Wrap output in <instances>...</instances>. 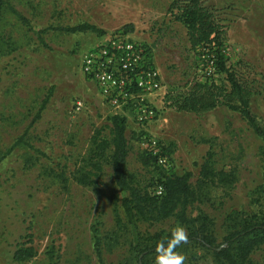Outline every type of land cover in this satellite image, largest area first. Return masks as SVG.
Masks as SVG:
<instances>
[{"label": "rangeland", "instance_id": "rangeland-1", "mask_svg": "<svg viewBox=\"0 0 264 264\" xmlns=\"http://www.w3.org/2000/svg\"><path fill=\"white\" fill-rule=\"evenodd\" d=\"M7 1L28 26L3 12L0 264H136L133 246L137 240L176 227L171 221L128 222L109 165L94 186L79 185L72 176L95 130L109 137L110 129V113L93 83L80 72L79 57L98 38L118 30L149 48L165 92L157 116L148 125L139 127L131 115L126 117L127 169L134 184L154 192L158 171H189L194 186L211 145L215 168L232 171L235 181L205 189L206 195L188 207V214H207L218 241L228 229L227 216L232 212L264 214L262 142L240 114L220 106L195 115L176 111L166 101L169 94L211 72L208 60L201 57L203 51L190 48L184 27L168 12L171 0ZM207 2L228 26V63L254 88L250 106L264 127V0ZM81 23L103 33L59 29ZM41 29L46 31L38 34ZM77 101L82 103L78 110ZM158 145H173L159 170L157 164H143L139 159L146 149L159 153ZM21 248H31L33 256L17 259ZM180 253L184 264H214L210 256L196 261ZM155 256L150 255L147 264H155ZM251 257L264 263V247Z\"/></svg>", "mask_w": 264, "mask_h": 264}, {"label": "trees", "instance_id": "trees-1", "mask_svg": "<svg viewBox=\"0 0 264 264\" xmlns=\"http://www.w3.org/2000/svg\"><path fill=\"white\" fill-rule=\"evenodd\" d=\"M5 11L28 26L27 19L18 10L7 0H0V20ZM168 12L174 21L185 28L190 48L195 51L202 50L201 57L206 58L213 68L212 75L194 80L185 85L184 90L169 94L166 99L169 107L195 115L220 106L238 112L253 133L260 138L262 142L260 153L264 158V127L250 106L255 93L254 88L228 63L225 44L228 26L222 23L217 9L207 0H171ZM59 29L68 33L87 31L99 35L103 33L89 23ZM45 31L41 29L37 33L41 34ZM108 121L109 137H102L99 130H95L90 137L80 166L72 175L77 184L96 185L103 167L109 165L112 181L120 192L119 205L128 222L171 221L176 227L182 226L187 233L188 241L182 243L176 251L187 253L189 259L195 258L196 261H200L210 256L214 264H264L251 257L253 252L264 247L263 213L232 212L227 216L228 229L221 241H218L213 221L207 214L203 212L195 216L188 214V207L206 195L205 189L219 185L229 186L235 181L232 171L225 172L215 168L211 145L199 167L194 186L190 183L189 171L182 174L158 171L155 191L147 192L134 184V176L127 169L126 117L110 115ZM172 146L158 145L161 149L159 153L146 149L139 155V159L143 164L152 163L154 167L157 164L156 169L159 170L158 158L168 159ZM62 180L66 181L64 176ZM159 186L162 187V192L157 194L156 190ZM170 235L171 231L165 234L154 233L148 235L146 239L142 238V241L137 240L133 246V251L136 252V264H147L148 257L156 254L157 242L166 240ZM98 242V240L94 242V251L100 260L101 251ZM28 256H33L31 248H21L15 255L21 260Z\"/></svg>", "mask_w": 264, "mask_h": 264}, {"label": "built area", "instance_id": "built-area-1", "mask_svg": "<svg viewBox=\"0 0 264 264\" xmlns=\"http://www.w3.org/2000/svg\"><path fill=\"white\" fill-rule=\"evenodd\" d=\"M207 69L210 76L213 68L210 65ZM79 70L93 83L110 115H131L139 127L148 125L157 116L165 93L160 71L149 48L123 30L87 46L80 54ZM81 107L82 103L77 101L76 109ZM164 162L165 158H158L159 164ZM161 192L159 186L156 193Z\"/></svg>", "mask_w": 264, "mask_h": 264}, {"label": "clouds", "instance_id": "clouds-1", "mask_svg": "<svg viewBox=\"0 0 264 264\" xmlns=\"http://www.w3.org/2000/svg\"><path fill=\"white\" fill-rule=\"evenodd\" d=\"M187 241L188 236L182 226L172 229L170 237L158 241L155 246V264H184L185 257L176 249Z\"/></svg>", "mask_w": 264, "mask_h": 264}, {"label": "crops", "instance_id": "crops-1", "mask_svg": "<svg viewBox=\"0 0 264 264\" xmlns=\"http://www.w3.org/2000/svg\"><path fill=\"white\" fill-rule=\"evenodd\" d=\"M177 22V21H176ZM177 23H179V22H177ZM185 29V28H184ZM162 77V76H161Z\"/></svg>", "mask_w": 264, "mask_h": 264}]
</instances>
